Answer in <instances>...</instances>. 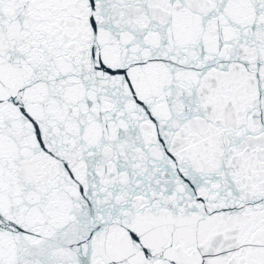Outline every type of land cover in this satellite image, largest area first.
Masks as SVG:
<instances>
[{"label":"snow or ice","instance_id":"6c2138e0","mask_svg":"<svg viewBox=\"0 0 264 264\" xmlns=\"http://www.w3.org/2000/svg\"><path fill=\"white\" fill-rule=\"evenodd\" d=\"M0 264H264V0H0Z\"/></svg>","mask_w":264,"mask_h":264}]
</instances>
